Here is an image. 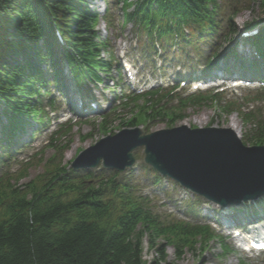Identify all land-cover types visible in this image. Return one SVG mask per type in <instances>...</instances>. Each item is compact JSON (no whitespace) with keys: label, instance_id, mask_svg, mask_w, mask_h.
<instances>
[{"label":"trees","instance_id":"obj_1","mask_svg":"<svg viewBox=\"0 0 264 264\" xmlns=\"http://www.w3.org/2000/svg\"><path fill=\"white\" fill-rule=\"evenodd\" d=\"M143 1L150 7L153 3L160 5V13L165 12L173 18L177 15L172 4L163 7L162 0ZM177 1L179 9L184 6L191 8L198 2ZM85 5V0H0V104L15 111L13 103L17 106L25 101L27 93L24 86L27 82L22 81L25 78V61L31 51H37L38 40L45 35L42 28L45 20L58 16L72 19L74 36L79 44L90 45L95 19ZM262 5L264 7V1ZM13 54L20 56L19 61ZM70 206L75 212L83 213L80 203L74 202ZM58 214L50 211L33 222L43 226ZM32 225L24 217L6 233L0 224V264H141L139 245L127 240L135 228L125 227L121 237L107 240L106 232L96 226L75 228L56 238L47 229H35ZM143 227L149 238L154 239L153 234L158 235L147 222ZM178 257L182 258V255ZM152 264L170 263L161 253V258Z\"/></svg>","mask_w":264,"mask_h":264},{"label":"rangeland","instance_id":"obj_2","mask_svg":"<svg viewBox=\"0 0 264 264\" xmlns=\"http://www.w3.org/2000/svg\"><path fill=\"white\" fill-rule=\"evenodd\" d=\"M254 1H252V4L250 6V8H247L249 10H243V12L236 18V24L239 25V26H242L243 27V23H245V21H250L251 19H253L254 17H259L261 12H260V9H258V4L257 2L253 3ZM254 11V12H253ZM101 23H100V27H101ZM192 116H193V119H195L196 117L197 118H203L204 119V122L207 120L209 121L211 118H215V119H219V120H225L226 117H222L221 115L220 116H217L216 114H214L213 112L211 111H202V112H193L192 113ZM235 119L234 120H231V117L230 119H228V124L226 125H229V124H232L233 122H236V125L238 127V130L241 129V122L236 119L235 116H233ZM191 121V120H189ZM178 125H180V123H178ZM221 126H225L224 124H221ZM86 130V129H84ZM43 137H41L40 139H43ZM101 138V134L99 132H93L92 133V136H90L88 139H87V143L86 144H83V143H80V144H77L74 146V148L70 151L69 153V156L74 154L75 150L79 149V148H82L84 146H88L90 144H93L95 141H98L99 139ZM78 139V138H77ZM39 140V139H38ZM40 143H37L35 145H39ZM34 174V173H32ZM217 247L212 251V252H209V253H205V255L203 256V258L199 261L198 260V257L196 258L195 255H192L191 253H187V255H185L183 257V259L178 262V264H224L223 261H219L212 253L216 254L218 253V250H216ZM148 250L145 251L144 253V257H145V260L149 261L151 258H152V255L155 254V251H151L152 252V255L151 253H147ZM168 254H169V260L170 261H173L174 260V254H173V251L171 249L168 250ZM231 262V260H229V263Z\"/></svg>","mask_w":264,"mask_h":264},{"label":"water","instance_id":"obj_3","mask_svg":"<svg viewBox=\"0 0 264 264\" xmlns=\"http://www.w3.org/2000/svg\"><path fill=\"white\" fill-rule=\"evenodd\" d=\"M198 153L199 157L195 160L193 164L187 165V168L194 174L199 175L203 179L210 181L211 178L214 179L219 177L216 173L224 171L223 168L220 166H225V162L223 161L224 157L229 154V147L227 145L222 144V146L218 147L216 150L206 149V148H197L196 146L191 147H183L182 148V155L192 157L193 153ZM202 161L207 166H213V173L207 175L202 168ZM218 169L220 171H218ZM194 180L189 181L187 185L192 186Z\"/></svg>","mask_w":264,"mask_h":264},{"label":"bare ground","instance_id":"obj_4","mask_svg":"<svg viewBox=\"0 0 264 264\" xmlns=\"http://www.w3.org/2000/svg\"><path fill=\"white\" fill-rule=\"evenodd\" d=\"M16 108H17V112H16L17 117H18L19 119H21V120L24 121V120H25V116H24V114H23L22 111H21L20 103L17 104ZM199 119H201L199 125H202V124L204 123V120H203L202 118H199ZM230 128L233 129V130L235 131V128H236V127H235L234 124H233V125L231 124V125H230Z\"/></svg>","mask_w":264,"mask_h":264}]
</instances>
